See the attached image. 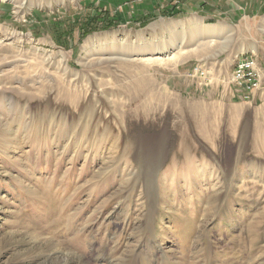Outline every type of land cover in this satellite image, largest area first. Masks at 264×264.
Returning a JSON list of instances; mask_svg holds the SVG:
<instances>
[{
    "label": "rangeland",
    "instance_id": "obj_1",
    "mask_svg": "<svg viewBox=\"0 0 264 264\" xmlns=\"http://www.w3.org/2000/svg\"><path fill=\"white\" fill-rule=\"evenodd\" d=\"M26 1L0 0V264H264V100L230 85L264 0Z\"/></svg>",
    "mask_w": 264,
    "mask_h": 264
},
{
    "label": "built area",
    "instance_id": "obj_2",
    "mask_svg": "<svg viewBox=\"0 0 264 264\" xmlns=\"http://www.w3.org/2000/svg\"><path fill=\"white\" fill-rule=\"evenodd\" d=\"M236 61L232 77L231 88L238 97L245 102L251 103L257 93L263 89V70L258 64L256 54H242ZM210 68L198 65L195 68V78L201 81L200 85L213 83L209 80Z\"/></svg>",
    "mask_w": 264,
    "mask_h": 264
},
{
    "label": "bare ground",
    "instance_id": "obj_3",
    "mask_svg": "<svg viewBox=\"0 0 264 264\" xmlns=\"http://www.w3.org/2000/svg\"><path fill=\"white\" fill-rule=\"evenodd\" d=\"M2 1H4V0H2ZM15 1H18V2H20L19 0H12V2H15ZM27 3V1L26 0H23V1H21L20 3H19V7H22L24 4H26ZM147 6V5H146ZM222 27V26H221ZM220 27L219 26H217V27H209V28H207V29H204V30H202L203 32H205V33H207L206 35L207 36H215L216 34H218V32L220 31ZM223 30V29H222ZM217 36V35H216ZM184 41H185V37L183 36L182 37V44L181 45H183L184 44ZM89 45V44H88ZM164 46L162 45V47H158V50H162V49H164L163 48ZM181 47V46H180ZM207 47L208 46H202V48H204L205 50L204 51H208L207 50ZM136 49L137 50H140L141 52L144 50V51H146L147 50V48H146V45H143V46H141V48L140 47H138V46H136ZM142 49V50H141ZM131 51H133V50H131ZM135 51V50H134ZM253 53H256L257 51H256V49L254 48L253 50ZM149 52V51H148ZM240 52H242V49H241V51ZM243 53V52H242ZM143 54V53H142ZM141 55V54H140ZM159 55H161V54H154V55H152L151 57H143L142 59H139V58H136V59H133V60H130L131 58H127L128 59V61H132V62H138L139 64H143V67H145V68H151V66H154V65H156V64H160V65H164V66H167V65H169V64H171V65H176V64H179L180 62H181V59H182V56H181V54L180 53H173V54H169L168 56L167 55H164V56H166V57H162V56H159ZM124 57V56H123ZM125 58V57H124ZM108 60V59H107ZM139 73V72H138Z\"/></svg>",
    "mask_w": 264,
    "mask_h": 264
},
{
    "label": "crops",
    "instance_id": "obj_4",
    "mask_svg": "<svg viewBox=\"0 0 264 264\" xmlns=\"http://www.w3.org/2000/svg\"><path fill=\"white\" fill-rule=\"evenodd\" d=\"M256 48L259 58H257L258 64L261 67V69L263 70V77H264V49L262 51H259V47L253 46ZM249 52V51H248ZM248 54V53H247ZM256 55V57H257ZM264 100V81H263V89L261 90V92L257 93L256 97L254 98V102L257 101H261Z\"/></svg>",
    "mask_w": 264,
    "mask_h": 264
}]
</instances>
